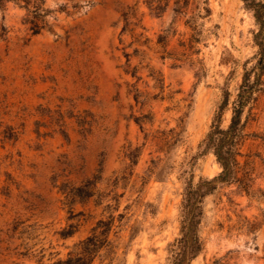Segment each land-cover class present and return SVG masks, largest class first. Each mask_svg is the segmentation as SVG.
Returning a JSON list of instances; mask_svg holds the SVG:
<instances>
[{
    "label": "rangeland",
    "instance_id": "rangeland-1",
    "mask_svg": "<svg viewBox=\"0 0 264 264\" xmlns=\"http://www.w3.org/2000/svg\"><path fill=\"white\" fill-rule=\"evenodd\" d=\"M173 6L168 0L155 17L145 0H44L50 13L34 36L24 23L30 7L0 11V264L64 259L109 216L112 245L92 264H172L187 185L221 172L204 139L225 98L220 127L229 125L243 75L257 59V27L242 0H188L177 15ZM129 9L142 29L120 35ZM190 17L200 34L191 50ZM123 51L135 77L125 73ZM257 96L242 117L248 137L238 157L249 191L233 182L203 199L202 249L189 264H264V143L253 137L264 138V93ZM142 116L141 130L135 119ZM178 127L180 139L165 146L161 138ZM134 149L130 167L126 154ZM86 181L91 198L65 199L61 189ZM70 212L82 216L69 221ZM70 223L76 231L62 240Z\"/></svg>",
    "mask_w": 264,
    "mask_h": 264
},
{
    "label": "trees",
    "instance_id": "trees-1",
    "mask_svg": "<svg viewBox=\"0 0 264 264\" xmlns=\"http://www.w3.org/2000/svg\"><path fill=\"white\" fill-rule=\"evenodd\" d=\"M244 5L248 10L251 11L254 23L257 27V31L253 35V42L257 48V59L254 68L245 72L242 78V82L239 86L238 93L232 104L231 108V118L229 125L226 129H221L220 127V116L221 111L227 106L228 99L225 98L219 108V113L213 121L210 131L204 139L205 151L212 152L216 163L219 165L221 172L217 177L211 180H199V182L192 186V183L188 184L184 194V217H183V232L182 237L178 241L179 252L175 254L172 264H189V262L194 259L202 249L201 242L197 234V228L202 216L201 204L203 199L214 192L219 185H225L230 183H238L240 188L244 192L249 191V179L245 176L238 177L240 173V164L238 157H240V147L248 137L245 134L246 125L248 119L242 121V117L245 108L249 109L251 104L256 105L259 96L258 93H264V0H242ZM182 3V7L180 6ZM7 4L18 5L24 8L27 12L29 7L32 9L29 11L31 14V19H26L25 24L29 26V31L31 35H37L39 31L46 26L44 23V18L50 13L48 9L44 7V0H0V11L4 12ZM204 4H207L204 2ZM168 5V0H145V6L147 7L149 14L155 17L161 16L165 8ZM188 6V0H174L173 13L175 15L182 14V9ZM206 14H209L208 8H205ZM123 20V26L120 31V35L125 33H130L133 35L136 29H142L139 24L140 20H137L135 15L131 10L123 12L121 15ZM188 25L193 32L188 40V49H193V46L200 41V34L198 32L197 26L195 24V18L190 17L185 23ZM141 37V34L138 35ZM148 40L144 41V44ZM157 45H161L163 48L166 47L164 39L161 36L157 38ZM123 56L126 59L127 69L126 74H130L135 77L136 70L132 69L129 71V59L130 55L123 51ZM164 58V56L162 57ZM251 75L253 79L251 80ZM150 77L155 80L159 85L161 80L154 78L151 72ZM161 85V84H160ZM160 90L162 87L160 86ZM139 94L137 90H134V101L138 103ZM254 107V106H253ZM252 110V108H251ZM147 119L145 116L135 119L136 125L142 130L143 124ZM77 124L83 128L85 123L77 120ZM179 131L171 129L169 131L170 135L164 136L161 140L164 142L165 146H172L181 137L182 128L178 127ZM254 138L260 139L264 143L263 137ZM127 158L130 162V167L137 164V149L129 151ZM93 184L91 181H86L79 187H69L61 189L62 194L65 196L66 200H87L94 195ZM69 203V202H68ZM81 213L73 214L70 212L69 221L76 220ZM121 219V215H118ZM78 221V220H76ZM114 218L109 216L107 219L98 220L94 226L91 228L90 233L87 237L74 243L70 251L66 254L64 259L57 258L51 264H92L96 257L99 256L101 250L109 249L112 245L110 239V234L113 228ZM19 223H14L11 229V236L15 235L18 230ZM77 228V223H70L65 228L60 230L59 237L62 240H66L74 234ZM22 259L28 258V254L19 253Z\"/></svg>",
    "mask_w": 264,
    "mask_h": 264
}]
</instances>
